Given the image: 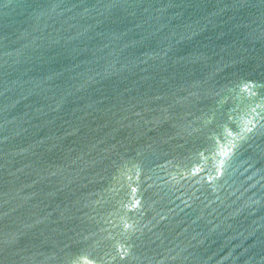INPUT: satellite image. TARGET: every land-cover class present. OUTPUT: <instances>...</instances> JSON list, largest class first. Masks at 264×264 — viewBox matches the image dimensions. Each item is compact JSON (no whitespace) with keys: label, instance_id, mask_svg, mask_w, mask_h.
I'll return each instance as SVG.
<instances>
[{"label":"water","instance_id":"1","mask_svg":"<svg viewBox=\"0 0 264 264\" xmlns=\"http://www.w3.org/2000/svg\"><path fill=\"white\" fill-rule=\"evenodd\" d=\"M0 264H264V0H0Z\"/></svg>","mask_w":264,"mask_h":264}]
</instances>
